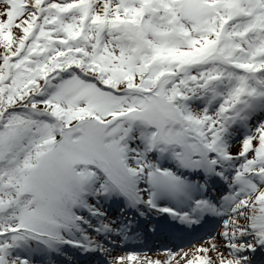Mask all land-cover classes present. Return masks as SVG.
<instances>
[{"label":"snow or ice","instance_id":"obj_1","mask_svg":"<svg viewBox=\"0 0 264 264\" xmlns=\"http://www.w3.org/2000/svg\"><path fill=\"white\" fill-rule=\"evenodd\" d=\"M0 264H264V0H0Z\"/></svg>","mask_w":264,"mask_h":264}]
</instances>
